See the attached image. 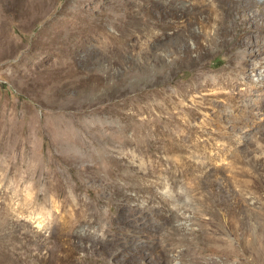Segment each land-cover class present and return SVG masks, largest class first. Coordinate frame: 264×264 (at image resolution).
I'll list each match as a JSON object with an SVG mask.
<instances>
[{"label":"rangeland","instance_id":"374dc122","mask_svg":"<svg viewBox=\"0 0 264 264\" xmlns=\"http://www.w3.org/2000/svg\"><path fill=\"white\" fill-rule=\"evenodd\" d=\"M238 1L0 0V264H264V11L185 57Z\"/></svg>","mask_w":264,"mask_h":264},{"label":"bare ground","instance_id":"6f19581e","mask_svg":"<svg viewBox=\"0 0 264 264\" xmlns=\"http://www.w3.org/2000/svg\"><path fill=\"white\" fill-rule=\"evenodd\" d=\"M255 6L259 8L261 13H263L264 0H239L236 3L235 8L230 7L225 10L224 16L220 19V21L215 27H204L199 32L195 33L196 47L194 48V50L192 49V47H185L187 49L185 52V57L189 59L195 58L192 55V53L195 51L197 52L196 58H198L202 54L211 51L213 48H215V46L230 48L231 46L229 47V42L231 41L230 36L233 34V27L231 23L228 22V19H233L235 16L237 17V14H240V20L237 23H246L249 19L247 17L248 10H252V8ZM211 28H214V32L211 30ZM251 28V26L248 27L245 25L243 30L241 32H238L237 34H234L233 37L234 48L231 51L233 53V50L235 52V49L240 47L241 49L237 50L236 52L243 51L245 53L244 58L242 60L244 64L249 62L251 58L259 55L256 53L254 45L251 43ZM229 58L231 61V69L237 70L240 63H238L236 53L230 55Z\"/></svg>","mask_w":264,"mask_h":264}]
</instances>
